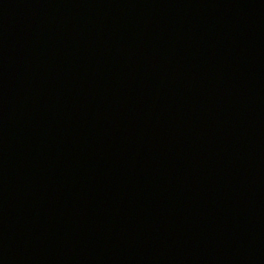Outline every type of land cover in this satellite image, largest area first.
<instances>
[{"label": "water", "instance_id": "obj_1", "mask_svg": "<svg viewBox=\"0 0 264 264\" xmlns=\"http://www.w3.org/2000/svg\"><path fill=\"white\" fill-rule=\"evenodd\" d=\"M0 264H264V0H0Z\"/></svg>", "mask_w": 264, "mask_h": 264}]
</instances>
